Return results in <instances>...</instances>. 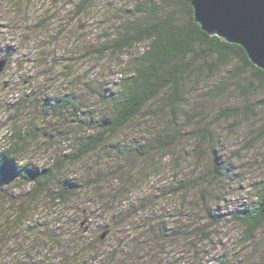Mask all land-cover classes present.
I'll use <instances>...</instances> for the list:
<instances>
[{
  "label": "rangeland",
  "instance_id": "374dc122",
  "mask_svg": "<svg viewBox=\"0 0 264 264\" xmlns=\"http://www.w3.org/2000/svg\"><path fill=\"white\" fill-rule=\"evenodd\" d=\"M151 1L0 0V58L7 60L0 74V149L10 146L15 130L33 129L37 136L19 163L40 169L59 157L62 167L51 189L67 180L78 190L67 204L42 198L26 221L17 222L14 200L33 181L5 183L0 190V264H220L223 257L237 264H264V251L258 258L246 255L249 242L241 241L242 228L230 216L250 204L256 184L264 179V165L257 174L249 164L253 150L264 152V106L252 112L255 116L248 115L251 119L242 110L236 121L219 115L226 107L242 109L247 95L248 103L256 105L264 98V88L246 94L242 88L217 90L209 99L202 91L201 100L195 101L197 93L190 105L200 116L184 110L171 128L166 114L148 118L143 113L120 137L81 159L73 157L82 137L96 133L88 115L97 119L105 112L106 99L146 44L128 51H99L129 23H146L140 6L149 7ZM10 3L20 5L21 14L27 8L29 18L33 9L52 8L45 7L35 23L13 29L3 14ZM126 56L131 57L128 67L120 70ZM231 78L224 72L211 84ZM67 93L79 103L83 112L78 117L86 116L87 123L52 107ZM201 128L209 137L194 140L195 129ZM156 134L170 146L155 140ZM147 139H152L151 146L144 144ZM213 145L227 169L219 185L206 188L213 195L202 199L200 191L208 182L200 176L210 167ZM186 181L189 190L183 188ZM207 210L221 214L218 224ZM200 229L209 231L208 236ZM251 243L264 248V229Z\"/></svg>",
  "mask_w": 264,
  "mask_h": 264
},
{
  "label": "trees",
  "instance_id": "16d2710c",
  "mask_svg": "<svg viewBox=\"0 0 264 264\" xmlns=\"http://www.w3.org/2000/svg\"><path fill=\"white\" fill-rule=\"evenodd\" d=\"M152 1V5L149 7L147 5L140 6L142 16L147 17L146 23L142 24L139 21L129 23L130 25L119 29L118 36L103 51H99L100 54L105 49L128 51L137 44L143 42L146 44L143 51L133 57L132 67L120 79L117 88L111 91L110 98L106 99L105 112H102L103 114L97 119L88 115L92 121H95L96 133L82 137L83 143L73 154L76 159H81L100 146L110 143L112 139L120 137L121 132L143 113L148 118L157 117L158 113L166 114L171 120L169 125L174 128L173 125L177 118L182 117L187 109L192 110L189 116H200L201 111H194L196 109L190 106L197 93L195 101L201 100L200 93L202 91L209 99L217 90L225 93L231 88L233 90L242 88L246 94L247 91L249 93L250 90L264 88V70L256 67L248 59L241 46L228 43L218 36L208 35L201 30L200 25L193 20L189 0ZM161 3L164 6H160ZM163 9L167 12L161 16ZM224 72L230 73L232 77L228 83H216L212 86L211 82L219 78ZM247 74L248 77L244 78ZM205 87L208 89L204 90ZM247 96L242 100L245 103L242 109H240L241 107L221 109L219 112L221 118H231L236 121L241 118V110L249 119L255 116L252 112L261 109L260 106H264V98H261L256 105L251 106L247 101ZM152 103H156L155 108L150 107ZM50 107H46L45 111L48 112ZM52 107L54 109L59 107L72 112V115L77 116L73 120L87 123L86 116L78 117V114L83 111L80 109L79 103L69 93L56 100ZM50 114L53 113L50 112ZM262 120L264 121V115ZM262 127H264V122ZM174 130L176 131V129ZM195 130L194 140L196 136H200L203 140L209 137L205 128L198 129L201 131ZM263 131L264 129H261V132ZM196 132L200 133L197 135ZM36 136L37 133L33 129L29 128L25 132L17 129L12 133L10 146L0 149V190L9 181H33L31 187H28V190L21 194L22 196L19 195V199L14 200L18 206L17 222L26 221L33 205L38 204L42 198L49 199L51 202L58 201L67 204L78 191L77 186L73 188L75 184H71L67 180L58 181L56 191L51 189L54 186L52 184L55 183V174L62 167L59 157L51 167L44 166L37 169L36 167L25 166L21 170L15 166L13 160L18 165H24L19 163L18 157L26 151L29 142ZM153 138L170 146V141L164 139L162 134H156ZM151 141L152 139H147L144 144L151 146ZM195 146L198 148V142ZM212 150L213 158L210 167L200 176L204 178L201 180L208 182L207 187L200 191L202 199L205 195H207L206 197L213 195V192H207L206 188L219 185L218 180L223 178L227 169L225 161L217 160L218 151L214 145ZM188 182L184 183L187 185V187H183L185 190L191 189V185L187 184ZM125 186L126 184L123 183L121 188ZM182 190L179 189L178 191ZM217 197L219 198V196ZM216 206L218 205L216 204ZM206 212L207 215L209 213L213 222L216 224L220 222V213L210 212V210ZM230 216L242 228V242H250L257 234L263 232L264 179L256 184L254 199L250 204L232 211ZM151 228L163 232L159 226L154 227L152 225ZM200 230L202 236H208L209 231ZM41 231L42 229H38V232ZM108 263L112 264L111 262ZM220 264L237 263H232L223 257L220 259Z\"/></svg>",
  "mask_w": 264,
  "mask_h": 264
},
{
  "label": "water",
  "instance_id": "95a60500",
  "mask_svg": "<svg viewBox=\"0 0 264 264\" xmlns=\"http://www.w3.org/2000/svg\"><path fill=\"white\" fill-rule=\"evenodd\" d=\"M193 20L208 35L241 46L264 70V0H189ZM7 60L0 58V74ZM107 233V231H104ZM103 235H101L102 237Z\"/></svg>",
  "mask_w": 264,
  "mask_h": 264
},
{
  "label": "clouds",
  "instance_id": "9594fccd",
  "mask_svg": "<svg viewBox=\"0 0 264 264\" xmlns=\"http://www.w3.org/2000/svg\"><path fill=\"white\" fill-rule=\"evenodd\" d=\"M52 8L51 5H44L43 7H41L40 11H35V9H33L32 13H31V18H29V10L27 8H25L23 10V14H21V8L20 5L15 4V3H10L8 4V6L4 9V17H5V22L13 29L17 28V26H21L25 23H35L37 21V18L42 14L44 8ZM54 10V9H53ZM98 15L103 18L104 17V12L101 11L100 13H98ZM140 51L142 52L143 49H140ZM131 57L126 56L125 57V63L120 64L118 67L120 70H125L128 67L127 61L130 60ZM13 163L15 164V166L18 169H24L25 166H28V163H25L24 165H18L17 162L15 160H13ZM249 164L254 166L256 169V173H259V169L262 165H264V152H257L256 150H253L252 155L249 157ZM34 167L37 168L36 165H32ZM38 169V168H37ZM21 173H24L23 171H21ZM20 175V174H19ZM17 175V176H19ZM15 179V178H14ZM261 251H264V248L261 247V245L255 244L253 245L251 243V241L249 242V247L246 250V255L249 257H253V258H258L259 254L261 253Z\"/></svg>",
  "mask_w": 264,
  "mask_h": 264
}]
</instances>
